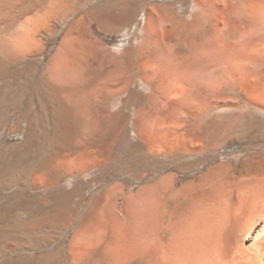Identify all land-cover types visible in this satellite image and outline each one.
<instances>
[{
	"label": "rangeland",
	"instance_id": "obj_1",
	"mask_svg": "<svg viewBox=\"0 0 264 264\" xmlns=\"http://www.w3.org/2000/svg\"><path fill=\"white\" fill-rule=\"evenodd\" d=\"M49 1L0 12V264L152 262L164 192L264 160V11Z\"/></svg>",
	"mask_w": 264,
	"mask_h": 264
},
{
	"label": "bare ground",
	"instance_id": "obj_2",
	"mask_svg": "<svg viewBox=\"0 0 264 264\" xmlns=\"http://www.w3.org/2000/svg\"><path fill=\"white\" fill-rule=\"evenodd\" d=\"M35 1L0 0V12L8 10L11 12V19L17 14L30 15L39 7ZM252 1H250L252 4L249 2L251 4L249 11L254 15L261 14L264 11V0ZM69 12L72 16L75 11L70 9ZM137 63L136 67L132 64L131 77L138 74ZM181 85L179 80H175L174 90L181 88ZM178 136L177 139L180 138ZM179 145H181L179 141L175 140L167 147L172 149V153ZM161 150L164 151L162 148ZM215 182L217 183L208 187L205 185L206 188L204 185L201 186L199 193L201 196H197L200 198L198 201L200 204L195 208L193 204L184 205L186 211L183 206L181 208L176 206L175 209L170 205L175 204L176 201L192 203L191 195L194 193V187L190 186L191 191L167 190L163 193L157 213L156 258L149 262L144 257V264H264V160L256 167L246 169L245 174L240 177L225 176ZM218 183L223 184L217 186ZM216 201L221 202L222 205L217 207ZM146 207L145 202L144 227L147 222Z\"/></svg>",
	"mask_w": 264,
	"mask_h": 264
}]
</instances>
